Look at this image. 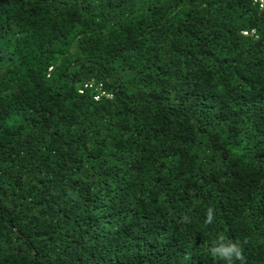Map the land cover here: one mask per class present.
<instances>
[{"label": "trees", "instance_id": "obj_1", "mask_svg": "<svg viewBox=\"0 0 264 264\" xmlns=\"http://www.w3.org/2000/svg\"><path fill=\"white\" fill-rule=\"evenodd\" d=\"M0 264H264L256 0H0Z\"/></svg>", "mask_w": 264, "mask_h": 264}, {"label": "clouds", "instance_id": "obj_2", "mask_svg": "<svg viewBox=\"0 0 264 264\" xmlns=\"http://www.w3.org/2000/svg\"><path fill=\"white\" fill-rule=\"evenodd\" d=\"M212 220H213V215L211 210H209L206 223H212ZM217 251H219L220 254L223 257L227 258L229 261H231L233 257H235L236 259H243V257L241 256V250L239 246L236 244H230L226 250L223 248L216 249L213 251V254H216Z\"/></svg>", "mask_w": 264, "mask_h": 264}, {"label": "built area", "instance_id": "obj_3", "mask_svg": "<svg viewBox=\"0 0 264 264\" xmlns=\"http://www.w3.org/2000/svg\"><path fill=\"white\" fill-rule=\"evenodd\" d=\"M258 3L259 7L263 10L264 9V0H256ZM244 35H248L246 32L243 33ZM110 97V96H107Z\"/></svg>", "mask_w": 264, "mask_h": 264}]
</instances>
